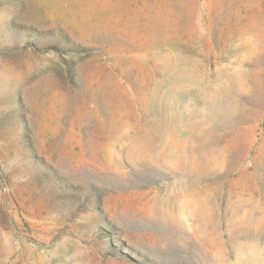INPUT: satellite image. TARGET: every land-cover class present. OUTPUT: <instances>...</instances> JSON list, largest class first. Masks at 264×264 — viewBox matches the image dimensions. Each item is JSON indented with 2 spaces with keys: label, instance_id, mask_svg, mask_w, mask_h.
Returning a JSON list of instances; mask_svg holds the SVG:
<instances>
[{
  "label": "rangeland",
  "instance_id": "1",
  "mask_svg": "<svg viewBox=\"0 0 264 264\" xmlns=\"http://www.w3.org/2000/svg\"><path fill=\"white\" fill-rule=\"evenodd\" d=\"M0 264H264V0H0Z\"/></svg>",
  "mask_w": 264,
  "mask_h": 264
},
{
  "label": "trees",
  "instance_id": "2",
  "mask_svg": "<svg viewBox=\"0 0 264 264\" xmlns=\"http://www.w3.org/2000/svg\"><path fill=\"white\" fill-rule=\"evenodd\" d=\"M42 34V33H41ZM44 34V33H43ZM43 34H42V36H43ZM49 34V33H48ZM47 35H44V37H46ZM51 36V35H50ZM60 38L61 39H63V40H67V39H65L66 37H63L62 35H60ZM60 38H59V40H60ZM59 45H57V44H52V45H48V46H46L45 48H44V50H51V51H58L59 50V47H58Z\"/></svg>",
  "mask_w": 264,
  "mask_h": 264
}]
</instances>
